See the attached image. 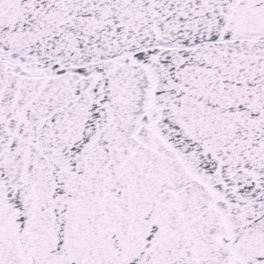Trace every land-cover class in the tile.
Listing matches in <instances>:
<instances>
[{
    "label": "snow or ice",
    "instance_id": "snow-or-ice-1",
    "mask_svg": "<svg viewBox=\"0 0 264 264\" xmlns=\"http://www.w3.org/2000/svg\"><path fill=\"white\" fill-rule=\"evenodd\" d=\"M0 264H264V0H0Z\"/></svg>",
    "mask_w": 264,
    "mask_h": 264
}]
</instances>
